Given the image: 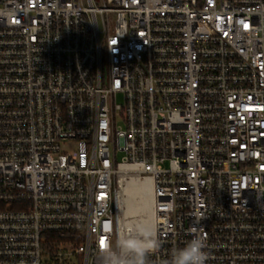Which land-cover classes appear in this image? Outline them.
<instances>
[{
	"label": "built area",
	"instance_id": "2783aa9c",
	"mask_svg": "<svg viewBox=\"0 0 264 264\" xmlns=\"http://www.w3.org/2000/svg\"><path fill=\"white\" fill-rule=\"evenodd\" d=\"M132 178L150 264H264V0H0V264H103Z\"/></svg>",
	"mask_w": 264,
	"mask_h": 264
},
{
	"label": "clouds",
	"instance_id": "9594fccd",
	"mask_svg": "<svg viewBox=\"0 0 264 264\" xmlns=\"http://www.w3.org/2000/svg\"><path fill=\"white\" fill-rule=\"evenodd\" d=\"M156 229L143 225L119 234L114 244L101 250L103 264H150V257L160 248ZM209 253L202 235L193 233L182 247L171 251L165 264H207Z\"/></svg>",
	"mask_w": 264,
	"mask_h": 264
},
{
	"label": "bare ground",
	"instance_id": "6f19581e",
	"mask_svg": "<svg viewBox=\"0 0 264 264\" xmlns=\"http://www.w3.org/2000/svg\"><path fill=\"white\" fill-rule=\"evenodd\" d=\"M125 192L127 196L125 197V206L123 213L125 214L122 221H125L127 215L131 217L125 221L127 226H140L143 225L147 228L153 227L152 219V185L150 180L144 179L139 180L137 178H132L127 181L125 186ZM125 193V194H126ZM122 203V202H121ZM123 208V205H117V210ZM122 213V212H121ZM129 217V218H130Z\"/></svg>",
	"mask_w": 264,
	"mask_h": 264
},
{
	"label": "rangeland",
	"instance_id": "374dc122",
	"mask_svg": "<svg viewBox=\"0 0 264 264\" xmlns=\"http://www.w3.org/2000/svg\"><path fill=\"white\" fill-rule=\"evenodd\" d=\"M118 101L119 102H121L122 101V97H119L118 98ZM126 192H125V189H124V192L121 194V196H120V201H119V205H123V208L121 209V210H119L120 211V216L123 218V216L125 215L124 213H123V209H124V204H125V197L127 196V193L125 194ZM122 202V203H121ZM122 212V213H121ZM130 216L129 215H127V217H126V219H125V221L126 220H128V219H131V217L129 218ZM124 221V222H125Z\"/></svg>",
	"mask_w": 264,
	"mask_h": 264
},
{
	"label": "snow or ice",
	"instance_id": "6c2138e0",
	"mask_svg": "<svg viewBox=\"0 0 264 264\" xmlns=\"http://www.w3.org/2000/svg\"><path fill=\"white\" fill-rule=\"evenodd\" d=\"M103 244H104V242H103V241H101V246H103Z\"/></svg>",
	"mask_w": 264,
	"mask_h": 264
}]
</instances>
